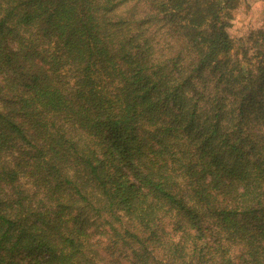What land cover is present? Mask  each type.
Here are the masks:
<instances>
[{
    "label": "trees",
    "instance_id": "obj_1",
    "mask_svg": "<svg viewBox=\"0 0 264 264\" xmlns=\"http://www.w3.org/2000/svg\"><path fill=\"white\" fill-rule=\"evenodd\" d=\"M242 2L0 0V264H264Z\"/></svg>",
    "mask_w": 264,
    "mask_h": 264
},
{
    "label": "rangeland",
    "instance_id": "obj_2",
    "mask_svg": "<svg viewBox=\"0 0 264 264\" xmlns=\"http://www.w3.org/2000/svg\"><path fill=\"white\" fill-rule=\"evenodd\" d=\"M233 11L234 29L237 37L244 35L251 28H264V0H243ZM104 236V235H101ZM100 243V253L109 264H130L126 257V251L120 245L111 243L108 236Z\"/></svg>",
    "mask_w": 264,
    "mask_h": 264
}]
</instances>
